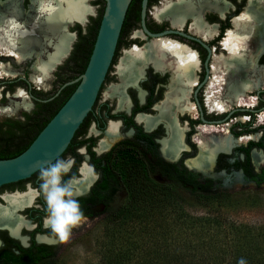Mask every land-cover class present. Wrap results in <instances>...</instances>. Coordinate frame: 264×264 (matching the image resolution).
<instances>
[{
  "label": "flooded vegetation",
  "instance_id": "1",
  "mask_svg": "<svg viewBox=\"0 0 264 264\" xmlns=\"http://www.w3.org/2000/svg\"><path fill=\"white\" fill-rule=\"evenodd\" d=\"M6 1L8 0H0V5ZM21 1L23 9L28 12L32 0ZM164 1L166 0H162V2L157 0V3L149 6L146 28L155 36L145 32L141 20L139 22L133 18L127 27L124 28L123 25L122 39H119L112 65L97 101L76 132L70 146L59 158H71L70 171L63 177V180L65 182L71 181L74 188L73 198L78 201L86 217L78 227L90 223L92 226L103 224L105 227L107 225L111 227V225L127 222L128 219L139 221L144 215L146 205L155 208L154 206H158L161 197L164 200L173 199L166 196L167 193L176 197L174 194L179 192L181 194L180 200L192 201L194 190L214 193L226 191L227 189L222 188L224 176L238 183L264 185V163L257 165L254 160L255 154L260 159H264V124H262L264 122L261 119L264 114V87L262 82L258 80L259 85L249 92L251 95L255 94L256 102L251 106L252 108L238 106L232 108L230 107L231 104L224 105L225 103L219 100L222 98H220V95H223L222 91L224 94L228 93L225 89L223 73L218 72L215 77L212 69L215 56L227 54L223 44L225 37L229 31L233 30V21L242 14L249 0H229L230 10L224 14L213 11H206L201 14V20H204L203 22L207 26L215 29L211 39L193 33L191 31L193 22L190 20H186L181 28L175 27L167 19L159 22L153 16L152 10ZM170 1L176 2V0ZM103 3L106 5L104 0ZM74 26H76V30L71 31L75 33L76 40L79 33L82 43L84 36L81 30L84 26L81 24ZM93 27L91 26L86 34L91 35ZM170 30L183 34L172 33L160 36V34ZM136 32H141L143 38L136 36ZM91 37L93 36L91 35ZM192 37L201 42L192 39ZM163 38L176 41L194 50L199 61V67L196 70L197 83L192 88L189 100L196 109L195 113H178L176 118L178 127L185 129L183 144L188 149L180 152L179 157L174 161L168 160L163 153V141L169 136L165 122H158L152 129H147L146 125L138 120L141 115L150 117L160 115L157 107L166 100V93L173 78L171 70L162 72L153 65H149L145 69L144 76L137 81L136 86H129L124 90L130 104L126 109L121 110L119 108L118 100L106 97L110 86L120 83L116 69L123 56L134 50L135 47H144L146 44ZM76 44L74 42L69 57H71ZM250 48L252 50L253 46ZM261 53L256 60L257 73H254V75L261 73L260 77L264 74V50ZM4 60L15 59L13 57H1L0 68ZM79 77L76 76L70 82ZM220 78L221 80H219ZM249 78L251 79V76ZM15 80H19L20 84L12 91L11 83ZM15 80H5L0 75L2 99L5 91L8 94L12 93L14 97L16 88H18L17 91L20 90V87L24 88L27 91L29 101L34 103L33 110L35 109V112L29 116H34L38 112L40 102L51 101L58 93L47 96L37 92L33 88L34 84L29 82L30 79L19 77ZM23 80L28 81L29 88L21 83ZM217 87L220 89L219 96L216 95L219 94L217 91H213ZM2 99L0 103H2ZM217 102L219 105L226 106L227 110L218 111ZM112 123L119 125V139L108 150H102L101 144L108 136ZM201 126L209 131L222 132L235 141L229 153L220 152L216 156L212 170L207 173L195 171L187 165L188 160L194 159L200 154L195 138L199 134ZM214 126L221 129L225 126L228 127L227 130H221ZM84 166H87L91 172V180L82 184ZM39 173L40 171L28 180L0 187V205L3 206L6 204L4 197L7 195L25 193L29 190H33L36 195L34 203L18 213L29 223V228L21 229L19 235L17 234L18 237L13 236L10 230L0 228V264H10L7 261L9 256L5 254L6 251L15 254L11 257L12 262L28 264V258L31 255L28 253V249L31 247H35L34 252L41 251L40 246L49 247L58 257L57 243L60 238L53 233L51 226L46 224L48 210L43 192L40 189ZM40 237L46 238L48 242H41Z\"/></svg>",
  "mask_w": 264,
  "mask_h": 264
},
{
  "label": "bare ground",
  "instance_id": "2",
  "mask_svg": "<svg viewBox=\"0 0 264 264\" xmlns=\"http://www.w3.org/2000/svg\"><path fill=\"white\" fill-rule=\"evenodd\" d=\"M92 1L32 0L28 12L23 9L21 0L3 2L4 4L0 5V58L13 57L19 64L35 60L32 82L37 86L43 85L72 51L76 36L70 28L75 24L85 27L90 17L96 15ZM228 1L166 0L155 9L153 15L159 22L163 19L170 20L177 28H181L186 20H190L193 22L191 25L193 33L211 39L215 29L201 20V14L206 11L224 14L230 10L231 4ZM136 36L143 38L141 32H136ZM252 41L256 43L250 44ZM248 42L250 45L255 44L257 50L246 54L242 52L241 46L247 45ZM223 44L227 54L215 57L212 69L215 77L218 72L223 73L225 89L229 97L231 96L227 102L229 105L234 104L235 100L241 101L245 92L253 91L259 85V81L256 83L246 78L250 74L257 73L256 60L264 50V0H249L245 11L233 21V30L228 32ZM149 65L162 72L171 70L173 78L166 93V100L157 107L160 115L157 117L141 115L138 120L144 123L147 129H152L158 122H165L169 136L163 141V153L168 160L174 161L179 157L180 152L188 149L183 144L185 129L178 127L176 118L178 113H195L196 109L189 100L192 88L197 83L196 70L199 61L194 50L164 38L127 52L117 68L122 84L111 87L113 92L110 96L107 95L118 100L121 110L130 105L124 90L129 86H136ZM11 68L3 65L1 73L12 76L14 73ZM24 93L26 92L20 89L14 97H11L9 106H1L0 103V114H13L22 110L30 112L32 105ZM220 105L217 103L218 111L227 110L226 106ZM118 128L117 123L111 124L109 134L101 144L102 150H108L119 139ZM195 139L200 154L188 160L187 165L203 173L212 170L214 160L220 152L229 153L235 144V141L225 134L216 132L211 137H207V131L202 126ZM254 160L257 165L264 163V159H260L257 154L254 155ZM82 174L84 175L82 184L91 180V172L87 166H84ZM35 197L33 190L5 196L6 204L0 205V228L10 230L15 237H18L17 234L19 235L21 229L29 228V223L18 213L30 207ZM46 224L50 226V221L47 220ZM39 240L48 242L44 237H40Z\"/></svg>",
  "mask_w": 264,
  "mask_h": 264
},
{
  "label": "rangeland",
  "instance_id": "3",
  "mask_svg": "<svg viewBox=\"0 0 264 264\" xmlns=\"http://www.w3.org/2000/svg\"><path fill=\"white\" fill-rule=\"evenodd\" d=\"M159 2H162V0H159ZM92 4L96 15L90 18L87 27H81L83 36H88L86 33L91 26H95V21L99 20L104 12L103 0H93ZM155 9L152 10L153 14L155 13ZM72 27L70 31L76 30V26ZM77 36L75 44L81 40L79 33ZM35 37L38 38L37 36ZM252 43L256 42H250V44ZM250 44L248 42L247 45L243 44L241 46L243 53L247 54L256 50V45ZM250 46H253L252 50H250ZM69 58L46 79L43 85L37 86L32 84L33 88L37 92L47 96L55 94L61 87L62 82L60 79L75 74V70L69 72L67 69H60L73 66L72 63H68ZM34 62L35 60H31L24 64H19L16 59L4 60L1 68L3 65L12 67L14 75H5L1 73V70L0 75L5 80H15L19 77L29 80L30 76L34 75V72L31 70L32 66L34 67ZM260 75L261 73L255 76L251 74V79L249 76L246 79L254 80L256 83L258 80H263L262 86L264 87V77H260ZM220 76L222 77L221 74ZM121 84L120 80L119 84L110 86L106 97L114 99L109 97L113 92L111 87L120 86ZM20 89L23 92H27L22 87ZM17 90L18 88L15 89L16 93L18 92ZM213 91L219 93L220 89L217 87ZM5 92L3 99L0 92V98L2 99L1 106H9L12 100L11 97H13L12 93L8 94ZM222 92L223 95H220V93L216 95H220V98H222L219 100L223 101V103L226 102L224 104L226 105L231 96L229 97L228 93L224 94V91ZM249 92L243 94V98L241 101L239 100L240 102L235 100L234 104H229L230 107L248 108L253 106L254 102H256L254 98L255 94L251 95ZM25 96L28 98L27 94ZM13 100L16 101V99ZM27 100L32 105L33 110V104L29 101V98ZM32 110L30 112L22 110L13 114H0V124H11V122L24 123L26 116L33 115L35 112V109ZM261 119L264 122V114ZM260 123H262L261 120ZM5 127L8 128V126ZM227 127L225 126L223 129L215 128L227 130ZM205 130L207 131V137H211L216 133V131ZM217 133L223 135L222 132ZM222 180L224 182L222 188L227 189L223 192L228 193L227 198L224 199L221 197L202 205L193 200L175 199L171 205L162 207L159 210V214L158 211L154 212V208L152 207L151 211L153 213H149L147 216L142 215L139 221L128 219L127 222L111 225V227L109 225L105 227L103 224L92 226L90 223L72 229L67 240H60L57 243L59 264H103L110 254L111 257L117 256L121 260L117 264H154V259L162 256L164 250H169L171 256H173L180 252V248L191 251L188 248L192 247H195L194 250H197L199 255H206L204 252L212 254L214 261L208 264H231L230 258L237 251L249 253L253 255L252 258L257 260L258 264H264V185L257 186L253 183H238L227 176H224ZM202 218V222L197 220ZM204 219L208 220L204 221ZM214 219H217V221ZM255 264L257 263L255 262Z\"/></svg>",
  "mask_w": 264,
  "mask_h": 264
},
{
  "label": "water",
  "instance_id": "4",
  "mask_svg": "<svg viewBox=\"0 0 264 264\" xmlns=\"http://www.w3.org/2000/svg\"><path fill=\"white\" fill-rule=\"evenodd\" d=\"M104 1L106 2V5L103 3L104 14L84 74L62 86L56 96L67 86L79 83L78 87L25 152L13 159L0 160V187L28 180L41 168L59 159L92 111L112 65L124 21L133 0ZM148 11L149 0H143L141 11L143 29L147 34L155 36L146 28ZM172 33L183 34L170 30L160 36ZM192 39L201 42L194 37ZM31 70L33 71V66ZM29 82L34 84L31 77ZM31 103L34 106V103Z\"/></svg>",
  "mask_w": 264,
  "mask_h": 264
},
{
  "label": "trees",
  "instance_id": "5",
  "mask_svg": "<svg viewBox=\"0 0 264 264\" xmlns=\"http://www.w3.org/2000/svg\"><path fill=\"white\" fill-rule=\"evenodd\" d=\"M142 1L143 0L132 1L126 15V19L124 21V28L129 25L130 20H133V18L137 19L140 22ZM155 3H157V0H149V6ZM103 14L101 15L99 20L95 21V26L92 29L93 32L90 33L93 37H91V35L84 36L82 38V43L79 42L75 45L74 51L68 61V63H72L73 66H70L68 68H60L62 70L67 69V71L69 72H73L75 70L74 75L60 79V81L62 82L61 87L70 82L72 79L76 78V76L79 77L84 74L94 49ZM121 39L122 34L120 40ZM21 83H23L25 86H28V88L30 86L27 80H23L21 81ZM19 84L20 81L15 80L13 83H11V90L13 91L14 88ZM78 85L79 83L67 86L63 90H61V92L53 100L46 103L40 102V109L38 110V112H36L34 116L27 115L26 122H11V124H0V160L13 159L25 152L37 138L40 132L47 126V124L54 118V116L68 101ZM61 87L59 88V90L61 89ZM5 126H8V128H6ZM170 194L171 193H167L166 196H169L176 200H180L179 197L181 194H179V192H176L174 194L176 197H172V195L170 196ZM227 195L228 193L223 191L220 193H214L211 191L194 190L192 192V199L196 203L202 205L210 202L211 200L221 197L222 199L227 198ZM173 199H160V201H158V206H154V212L158 211L159 214V210L162 207L171 205ZM151 208L152 206H145V216L149 215V213H153L151 211ZM197 220L199 222H202L203 218ZM207 220L208 219H204V221ZM214 220L217 221V219ZM194 248L195 247L188 248L191 251L180 248V252L176 253L173 256H171V252L169 250H164L162 256H158L157 259H154V264H208L214 261V257H212V254H210L209 252H204L206 253V255L202 256L199 255L197 250L195 251ZM34 249L35 247H31L30 249H28V253L31 254L28 258V264H59V259L58 257H56L55 252L51 248L40 246L41 251L39 252H34ZM5 254L9 256L7 261H9L10 264H24L21 262H12L11 257L15 255L14 253L6 251ZM252 257L253 255L249 253H242L241 251H237L232 254L230 260L231 264H255V262L258 264L257 260L253 259ZM120 262L121 260H119L117 256L111 257L110 254V256L104 260L103 264H117Z\"/></svg>",
  "mask_w": 264,
  "mask_h": 264
},
{
  "label": "clouds",
  "instance_id": "6",
  "mask_svg": "<svg viewBox=\"0 0 264 264\" xmlns=\"http://www.w3.org/2000/svg\"><path fill=\"white\" fill-rule=\"evenodd\" d=\"M71 167V158L58 159L47 167L41 168L39 179L43 192L50 226L61 241L67 240L74 227H78L85 219L80 204L74 199V188L71 181L65 182Z\"/></svg>",
  "mask_w": 264,
  "mask_h": 264
}]
</instances>
